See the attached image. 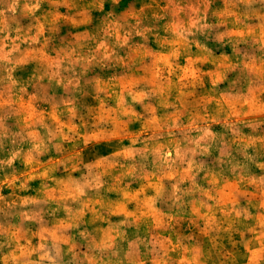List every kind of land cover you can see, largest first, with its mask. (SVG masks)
Returning <instances> with one entry per match:
<instances>
[{"label":"clouds","instance_id":"9594fccd","mask_svg":"<svg viewBox=\"0 0 264 264\" xmlns=\"http://www.w3.org/2000/svg\"><path fill=\"white\" fill-rule=\"evenodd\" d=\"M0 264H264V0H0Z\"/></svg>","mask_w":264,"mask_h":264}]
</instances>
